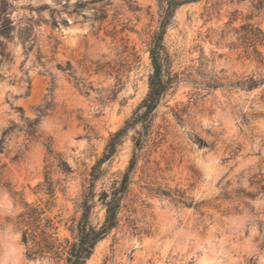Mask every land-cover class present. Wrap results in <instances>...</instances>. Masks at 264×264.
I'll return each instance as SVG.
<instances>
[{
	"label": "rangeland",
	"instance_id": "rangeland-1",
	"mask_svg": "<svg viewBox=\"0 0 264 264\" xmlns=\"http://www.w3.org/2000/svg\"><path fill=\"white\" fill-rule=\"evenodd\" d=\"M10 2L15 31L10 41L2 38L12 61L0 64V135L15 128L0 155L11 187L0 184L9 197L0 205V264H64L28 259L17 217L24 204L39 205L56 237L73 240L92 166L148 92V49L166 0ZM31 21L35 45L26 52L16 33ZM247 23L264 29V11H254L250 0H201L175 11L164 46L177 82L157 109L118 225L86 264H264V85H226L264 77V64L249 57L241 38ZM74 26L86 29L66 44L61 29ZM214 81L223 86L208 88ZM10 103L25 119L39 116L32 136ZM132 134L102 166L108 173L97 192L127 167ZM47 171L59 182L53 198L37 188ZM94 213L103 219L99 206Z\"/></svg>",
	"mask_w": 264,
	"mask_h": 264
},
{
	"label": "trees",
	"instance_id": "trees-1",
	"mask_svg": "<svg viewBox=\"0 0 264 264\" xmlns=\"http://www.w3.org/2000/svg\"><path fill=\"white\" fill-rule=\"evenodd\" d=\"M80 1L78 0V2ZM199 1L201 0H166V6L160 18L159 27L152 37L148 49L151 64V74L148 78V92L132 112L131 116L124 121L123 125L110 134L101 156L92 166L89 174V187L80 207V217L71 230L74 236L73 240L71 242L66 240L63 244L56 237L57 228L53 221L43 216L45 210L36 204H24L25 210L18 215L17 226L20 231L21 243L25 246V256L28 259L46 258L58 261L63 260L64 264H86L98 243L117 227L119 213L132 183L137 163L151 140L157 109L169 90L177 82L176 77L170 71L168 54L164 46V35L174 17L175 11L179 7ZM250 2L252 9L257 13L264 11V0H250ZM46 8L48 7L43 6L40 9ZM12 9L13 5L10 0H0V64L12 61L11 54L7 51V44L2 40L3 38L10 41L14 36L15 27L10 18V11ZM82 9L83 7L75 5L76 13H81ZM54 13L56 11L51 10L52 24L56 25ZM82 16L86 19L84 15ZM253 16L252 14L247 20H251ZM100 19H104V15L98 18L94 15L91 20ZM62 21L66 23L65 19H62ZM31 23L32 25H27L16 33L18 40L26 52L31 51L35 45L34 22L31 21ZM241 30L243 32L241 38L246 45V50H250L249 57L259 65H263L264 56L259 47H264V29L255 24L247 23L241 27ZM226 85L245 91H252L264 85V77L257 78L255 75H249L242 80ZM219 86L223 85H219V83L214 81V83L208 85V88L213 89ZM29 89L30 81H28ZM10 106L20 113L21 118L25 119L22 107L15 106L12 103H10ZM176 118L181 120L179 115H176ZM25 121L27 133L32 136L34 126L39 121V116L32 120L26 118ZM14 128L15 126H9L1 133L0 155L8 153L7 138ZM129 131H132L133 134L130 136L132 152L127 167L117 178H114L110 182L108 188L103 187L97 192L95 189L96 183L108 173L102 166L112 162L118 153V148L122 145L124 139L128 137ZM49 153H51V150H49ZM16 158L14 157L13 160H16ZM58 168L63 174L70 172L67 163L62 159H58ZM5 170L6 165L0 163V184L10 191V184L7 181H3ZM58 185L59 182H54L49 177V172L47 171L44 174L42 182L37 185V188L50 198H53ZM96 206H99L104 211L101 221L96 220L97 215L94 213Z\"/></svg>",
	"mask_w": 264,
	"mask_h": 264
},
{
	"label": "water",
	"instance_id": "water-1",
	"mask_svg": "<svg viewBox=\"0 0 264 264\" xmlns=\"http://www.w3.org/2000/svg\"><path fill=\"white\" fill-rule=\"evenodd\" d=\"M86 27H77V26H74V27H71V28H67V29H61V33L62 35L65 36V42L66 44H74V40H75V37L78 33L82 32V31H85ZM70 35H74V40L73 41H69L68 38ZM4 85V83L0 84V88ZM9 203V197L7 195V193L5 192H2L0 193V205L1 206H5ZM35 264V262H34ZM41 264V263H39Z\"/></svg>",
	"mask_w": 264,
	"mask_h": 264
},
{
	"label": "bare ground",
	"instance_id": "bare-ground-1",
	"mask_svg": "<svg viewBox=\"0 0 264 264\" xmlns=\"http://www.w3.org/2000/svg\"><path fill=\"white\" fill-rule=\"evenodd\" d=\"M69 41H73L74 39L72 38V36L70 35L69 38H68ZM74 43V42H73ZM207 170L208 171H212V170H215V168L211 165H208L207 166Z\"/></svg>",
	"mask_w": 264,
	"mask_h": 264
}]
</instances>
